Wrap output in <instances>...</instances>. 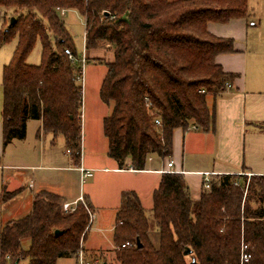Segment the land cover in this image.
Wrapping results in <instances>:
<instances>
[{"label": "trees", "instance_id": "16d2710c", "mask_svg": "<svg viewBox=\"0 0 264 264\" xmlns=\"http://www.w3.org/2000/svg\"><path fill=\"white\" fill-rule=\"evenodd\" d=\"M247 1L0 0V45L16 38L2 68V147L23 139L27 120L35 119L41 123L37 134L61 135L78 165L81 59L60 17V10H76L84 19V49L106 46L113 54L99 87L100 100L112 106L102 119L107 155L119 168L134 170L144 169L149 155L168 159L175 128L213 129V101L235 77L215 57L234 47L231 37L216 36L207 26L246 18ZM8 15L15 19L9 26ZM37 40L40 62L28 64ZM21 190L2 188L0 200ZM151 199L147 216L134 191L121 193L114 261L106 262L84 249L91 223L83 203L66 211L59 195L39 191L27 214L1 227L0 264L76 261L80 249L89 264H240L242 241L250 253L243 264H264V175H219L192 199L182 174L164 172ZM126 241L131 246L117 248Z\"/></svg>", "mask_w": 264, "mask_h": 264}, {"label": "crops", "instance_id": "0c3cea01", "mask_svg": "<svg viewBox=\"0 0 264 264\" xmlns=\"http://www.w3.org/2000/svg\"><path fill=\"white\" fill-rule=\"evenodd\" d=\"M67 11L64 10V14L60 15L64 16ZM250 17L251 13L248 7L246 18L233 19L226 24L209 23L207 26L208 30L216 36L231 37L234 47V52L220 53L215 57V62L225 72L232 73L235 77L230 82L231 86L213 101L214 126L212 130L201 131L190 128L183 131L181 128H175L172 132L171 156L168 159H161L156 155H149L145 168L142 170L119 168L116 161L109 157L106 159V164L98 165L84 159L80 148L78 165L72 163L73 166L67 168L71 167L72 170L79 172L77 168L81 165L95 171L90 177L87 184L88 188L85 193L83 192V196L91 205V210L97 219V231L102 232L106 228L98 219V211L105 208L111 209L115 219V212L123 191H134L142 205L141 191H147L152 195L161 174L164 173L163 170L167 168L168 160L172 161V170L183 175L192 199L199 197L203 173H209L211 179L223 174L264 175V46L255 44L256 46L248 50L249 26L256 25L255 21H249ZM82 20L84 24L83 17ZM99 50H84V52L93 51L97 53ZM111 51L105 55L106 62L113 58ZM208 104H212L211 98L208 99ZM49 134L40 130L38 137L46 138ZM54 138V136L50 137L49 141L54 140ZM4 153L0 117V159ZM70 161L72 162L71 159ZM18 167L27 168L28 166ZM40 181L36 185L33 180H30L27 185L30 191L27 205L29 209H31L33 196L37 192L43 190L53 192L48 188V185L52 184V180L45 178ZM103 185L106 192L98 194L97 189H101ZM1 186V190L4 188L6 191L23 188L20 186L10 189L4 184ZM53 193L63 199V206L76 200L80 195V193L74 192ZM19 194L7 201H2V203H13L14 198ZM109 226L112 245L114 223Z\"/></svg>", "mask_w": 264, "mask_h": 264}, {"label": "rangeland", "instance_id": "374dc122", "mask_svg": "<svg viewBox=\"0 0 264 264\" xmlns=\"http://www.w3.org/2000/svg\"><path fill=\"white\" fill-rule=\"evenodd\" d=\"M248 7L251 13L249 21H255V26H249L248 30V50L253 46H264V0H249ZM1 10V9H0ZM63 20L70 36L73 39L80 59L83 57L84 49V24L82 16L76 10H68ZM9 15L5 19L8 21ZM2 19H0V28ZM235 42V39H234ZM244 43V42H243ZM16 38L0 45V117L2 108V68L11 60ZM99 52H84V63L82 75L79 83L82 87L81 101V152L82 157L96 164H106L110 157L107 155V141L102 133V117L110 113L112 106L103 103L99 98V86L106 72L105 55L110 48L102 46ZM112 52V51H111ZM41 44L37 40L33 49L26 58L28 64H38L40 62ZM82 63V62H81ZM41 123L39 120L28 119L26 123L25 137L23 139H12L5 147V153L0 159V193L1 185L4 184L10 189L23 186L20 194L14 198L13 203H2L0 200V229L8 221L19 218L27 214L30 209L29 188L27 185L33 180L37 185L40 180L49 178L52 184L48 185L53 192L80 193L84 198L87 184L91 176L80 178L79 172L72 170L73 166L70 156L65 148L64 138L61 135L54 136V140L49 141L53 135L50 133L46 138H39L37 131ZM109 157V158H107ZM18 166H28L27 168ZM51 166V167H48ZM91 175L95 171H91ZM44 177V178H43ZM103 191V192H102ZM105 186L97 189V193H105ZM141 202L145 214L150 215L152 206L151 193L141 191ZM98 219L105 225V231L96 230L97 219L91 228L87 230L83 243L84 249L95 251L97 248V259L106 262L114 261V250L116 244L111 245V232L108 230L110 224L114 223L111 209H101L98 211ZM84 253V251H83ZM21 260L18 264H25ZM72 257L59 258L56 264H74Z\"/></svg>", "mask_w": 264, "mask_h": 264}, {"label": "built area", "instance_id": "2783aa9c", "mask_svg": "<svg viewBox=\"0 0 264 264\" xmlns=\"http://www.w3.org/2000/svg\"><path fill=\"white\" fill-rule=\"evenodd\" d=\"M60 14L61 15L64 14V10H60ZM64 52H65V54H67L69 59L75 60L74 55L69 51V49H65ZM82 55H83V57L81 58V62H82L81 63V74L77 77V79L79 81H80L81 75H82V67H83V63H84V51H83ZM230 86H231L230 83L226 84V88H229ZM148 106H149V104H147V107ZM153 121H154L155 124H159L160 123L158 117H155L153 119ZM172 165H173L172 161L168 160L167 163H166L167 168L164 169L163 171L164 172H175V171L172 170ZM77 169L79 171L80 178H85V177L91 176V174H92L91 173L92 170L84 168L81 165ZM238 174L239 175H246V177L250 176L249 174H244V173H238ZM210 182H211V177H210L209 173H203V177H202V186H203V188H208L209 185H210ZM234 184H237V183L234 182ZM78 202L83 203V205L85 206L87 214H88L89 223H91V221L94 218V213L92 212L91 209H89L86 206L84 198L81 195H79V197L76 200L64 205L63 208L66 211H71V210L74 209L75 205ZM129 246H131V243L126 241V242L122 243L120 246H118L117 248H119V247L125 248V247H129ZM239 259H240V264L246 263L250 259V253L248 252V245H247V243H245L243 241L240 244V256H239ZM74 264H89V262L84 258V253H83L82 249H80L77 252V258H76V261H75Z\"/></svg>", "mask_w": 264, "mask_h": 264}, {"label": "water", "instance_id": "95a60500", "mask_svg": "<svg viewBox=\"0 0 264 264\" xmlns=\"http://www.w3.org/2000/svg\"><path fill=\"white\" fill-rule=\"evenodd\" d=\"M14 20H15L14 17H9V23H8V26L11 25V24L14 22ZM58 232H59L58 230L55 231V233H58ZM189 253H190L189 249H185V250H184V254H185V255H187V254H189ZM190 264H194V260H193V259L191 260Z\"/></svg>", "mask_w": 264, "mask_h": 264}]
</instances>
